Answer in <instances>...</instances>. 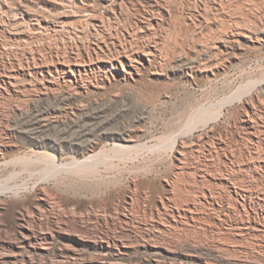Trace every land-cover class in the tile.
<instances>
[{
  "label": "rangeland",
  "instance_id": "rangeland-1",
  "mask_svg": "<svg viewBox=\"0 0 264 264\" xmlns=\"http://www.w3.org/2000/svg\"><path fill=\"white\" fill-rule=\"evenodd\" d=\"M0 264H264V0H0Z\"/></svg>",
  "mask_w": 264,
  "mask_h": 264
}]
</instances>
